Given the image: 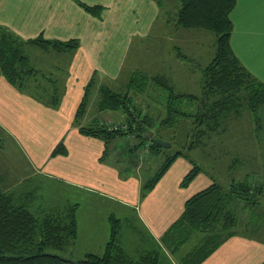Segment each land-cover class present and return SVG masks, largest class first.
Wrapping results in <instances>:
<instances>
[{
    "label": "crops",
    "instance_id": "obj_1",
    "mask_svg": "<svg viewBox=\"0 0 264 264\" xmlns=\"http://www.w3.org/2000/svg\"><path fill=\"white\" fill-rule=\"evenodd\" d=\"M82 1L101 4L105 7L106 14L102 18L93 16L75 0H42V11H38L39 7L35 8L36 11L30 7H12L14 0H0V26H7L23 38L42 34L46 38L60 41L72 38L79 40L78 47L44 49L30 44V49L37 55L35 60L29 56L30 63L38 71V75L29 79L24 90L0 74V134L3 133L12 145H17L23 155V162L20 164L19 160L17 162L9 158L0 149V161L7 159L4 168H0V189L9 191L20 204L33 206L44 214L57 215L64 213L74 203L80 205V202L66 196L64 209L58 203L41 197V186L37 183L24 186L26 181L38 176L58 182L59 186L54 187L55 190L61 188L77 193L96 192L102 198L107 197L113 204L123 205V220L126 219L132 228L134 224L131 222V215L134 213L157 244L181 216L188 198L214 181L220 182L216 170L206 159V169L199 167V173L190 184L182 186V180L196 163L190 157L180 155L156 185L144 194V185L156 175L164 162L163 158L160 157L156 163L152 162L154 168L146 169L147 173L155 171L148 178L147 173L139 171L140 165L136 167V174L125 173L114 160L103 156L105 141L102 137L80 131V126L89 125L98 119L110 123L115 121L112 118L115 116H123L125 119L123 110H120L123 113L113 116L109 109L100 111L97 101V112L91 118L88 114L89 104L83 115L78 117L77 111L90 83L89 92L94 91L92 88L96 86L100 93L102 85L117 91L108 83L116 80L115 86L119 87L126 79L122 80V70L132 48V39L123 40L121 35L105 38L101 35V30L106 20L108 23L111 15L119 14L120 8H123L124 12L129 11L130 22H135L134 15H138L141 23L134 27L141 29L142 25L143 34L147 35L150 25L159 20L158 15L163 9L162 1L167 0H117V5L114 4L115 0ZM175 5L178 10L176 1L172 6ZM231 19L234 24L231 45L235 54L256 78L264 82V0H237ZM168 29L175 31L174 35H177L179 29L183 28L175 22ZM178 51L181 55V51ZM133 71L126 73L127 79ZM125 85L126 82L118 91H124ZM55 96L58 103L54 101ZM137 99L139 98H136L138 102ZM258 116L260 128L256 130L253 123L251 132H255L256 144L261 146L260 154L255 155L256 166L244 178L249 179L248 175L252 173L256 176L252 181L264 186V104L258 107ZM229 131L227 129L226 134ZM239 138L242 140L244 157L239 155L235 158L246 160L253 154L249 152L251 144ZM60 144H63L64 152L61 150L54 153ZM146 151L149 149L146 148L144 152ZM30 172L32 176H28ZM112 213L114 216V212ZM111 215L110 225L105 227L108 234L102 230V238L96 248L84 245L82 221L76 215L79 230L73 245H79L81 255L104 253L111 233ZM85 216L84 221L93 226L92 218H88L87 213ZM200 264H264V239L249 233H237L224 240Z\"/></svg>",
    "mask_w": 264,
    "mask_h": 264
},
{
    "label": "trees",
    "instance_id": "obj_2",
    "mask_svg": "<svg viewBox=\"0 0 264 264\" xmlns=\"http://www.w3.org/2000/svg\"><path fill=\"white\" fill-rule=\"evenodd\" d=\"M85 9L92 7L95 16H101L100 10L82 0H76ZM237 0H177L178 10L176 23L179 27L203 28L216 35V51L213 59L202 69V93H177L174 85L164 75H145L133 71L124 91H116L109 86L102 87L98 100L99 110H123L126 117L118 129H111L116 123L98 119L89 125L80 126L83 134L97 135L105 141L103 156L108 153L109 142L117 136L136 135L143 138L149 151L158 152L162 147L153 138L160 133L162 125L171 123L174 114L173 103L177 99L190 100L192 112L182 113L183 117L192 118L200 127L199 131L206 136L218 129L224 130L221 120L226 113L240 109L246 102L253 112L256 130L260 128L258 107L264 104V82L256 78L240 61L231 45L234 24L231 12ZM36 44L44 49L50 47H78L79 40L72 38L66 41L49 39L44 35L23 38L7 26H0V74L21 90L28 86L31 77L38 71L31 65L26 46ZM93 83V81H92ZM157 86L165 90L164 101H159L166 111V118L160 121L159 129H153V116L143 111L131 94L132 90L145 91L148 87ZM86 93L79 105L77 116L85 113L91 92ZM91 89V88H90ZM140 93V92H138ZM44 96V95H43ZM47 96V95H46ZM54 101L58 103L55 96ZM54 102V103H55ZM160 107V108H162ZM196 109V110H195ZM162 110V109H160ZM206 122V128L203 126ZM166 127V126H165ZM200 132L199 134H204ZM152 134V136H150ZM63 144L58 145L54 153L63 151ZM167 155H171L167 158ZM187 156L182 151L164 154V162L156 175L144 185V194L151 190L168 170L174 160ZM199 170L197 164L186 174L182 186H187L195 178ZM264 194V186L253 184L249 179H233L230 185L214 181L208 187L196 192L185 203L181 216L174 222L163 238L174 237L186 229H209L220 225L224 235L215 241L209 249L210 241L196 247L191 254L184 257L182 264H200L224 240L237 234L239 225L235 206L243 204L258 206V198ZM74 203L62 214H44L40 209L18 203L9 191L0 189V264H161L157 251H147L140 258L128 256L127 251L119 244L121 219L111 217V233L102 255L88 253L80 259H67L60 254L47 252L50 248L63 249L73 245L78 236ZM179 245H183L186 237H179ZM178 245V246H179ZM207 248V249H206Z\"/></svg>",
    "mask_w": 264,
    "mask_h": 264
},
{
    "label": "rangeland",
    "instance_id": "obj_3",
    "mask_svg": "<svg viewBox=\"0 0 264 264\" xmlns=\"http://www.w3.org/2000/svg\"><path fill=\"white\" fill-rule=\"evenodd\" d=\"M135 1L138 2L140 0ZM174 1L177 2V0L162 1L163 9L158 15L159 20L150 25L147 35L143 34L144 29L142 25L141 29L134 27L141 23L138 15H134L136 17L135 22L133 20L130 22L131 15L129 11H127L128 13L124 12L123 8H120L121 12L119 14L111 15L108 23V20H106V24L102 27L101 35L105 38H114L121 35L123 36V40L132 39V48L124 62L122 70V80L126 78L125 82L128 80V74L126 76V73H131L133 70L148 76L161 74L170 80L177 93H195L201 96L202 69L215 55L216 35L212 31L203 28L179 29L178 34L174 35L175 31L172 32L168 29L169 26H173L176 22L177 6H172L174 5ZM114 4H118L117 0L114 1ZM12 7H21L23 9L30 7L33 10L39 7L38 11H42V0H14ZM89 7L90 9L86 8L87 12L95 16L92 7L90 5ZM94 7V11L100 10L101 12L99 18H102L106 14L105 7L101 4H95ZM34 23L37 24V22ZM31 46H26V51L32 60H35L37 55L30 49ZM178 50L181 51V55L178 53ZM115 83L116 80L108 84L118 90L124 84L122 83L117 87ZM151 86L145 91L132 90L131 94L134 100L139 98L137 99L139 101H136L137 104L139 103V107L153 116V129L157 131L160 121L165 119L167 115L162 107L163 105L158 103L159 101H164L166 93L161 87ZM102 87L104 86L102 85ZM47 89L52 91L50 86H47ZM92 89L94 91L90 93L88 98L89 118L97 112L96 105L100 97V93L97 92L98 87L95 86ZM173 109L175 112L171 116V123L169 125H162V128L159 129L160 133L157 136L172 142L171 147L162 146L156 148L159 150L158 152H144L147 146L142 144V137L136 135L128 137L126 134H122L109 142L108 153L106 154L107 158L109 157V160H114L125 173L132 172V174H136V167L140 165L139 171L142 174H146V169L155 167L152 165V162H158L160 157L163 158V161L166 159L164 157L166 152L172 154L176 151H182V153L193 159L199 167L205 169L206 159H208L212 164V168L216 170L219 181L225 185H230L233 179H245L244 175L251 168L254 169V166H256L255 155L258 156L260 154L261 146L259 143L256 144L255 132H251V127H253V123L255 122H253L254 114L248 108L246 102L241 105L239 110L224 114L221 120L222 126H225L224 130L220 131L218 129L212 131L207 136L206 132L199 131L200 127L194 123L192 118H185L182 115L185 112H192L193 104L190 100L177 99L173 103ZM108 111L113 112V116L120 114V112L123 113L120 110ZM112 118L115 120L113 123H118V125L124 120L123 116ZM105 120L108 119L105 118ZM203 126L206 128V122ZM227 129L230 130L228 134H226ZM200 132H204V134L201 135L199 134ZM239 137L251 144L252 149L249 152L253 154L249 155L246 160L235 158L239 155L244 157L242 140ZM0 146V149H3L9 158L17 162L19 160L20 164L23 162V155L18 146L12 145L3 133L0 134ZM169 156L171 155H167V158ZM24 162L26 163L25 159ZM5 164H7L6 158L0 161V168H4L3 165ZM154 172L147 173L146 177L148 178ZM30 175L31 172L28 176ZM255 177L252 173L248 175L249 180L253 184H256L252 181ZM35 183L41 186L39 191L41 197L43 196L47 200L58 203L60 207H63L66 196L70 200L80 202V205H76V215L82 221V233L85 236L84 245L97 247L102 238V230L106 235L108 234L105 227H109L110 225L109 218L113 214L112 212H114L115 217L122 220L123 229L119 233V244L124 247L129 257L133 256L136 259L140 258L142 253L153 250L158 252L161 264H171L170 262L172 264H182L184 257L191 254L196 247L201 246L205 241L206 244L210 241V245L208 246L210 249L215 241L224 235V231L220 225L209 229H186L181 235L182 237H186L183 245L177 243V241H180L179 237H181L178 235L179 231L174 234V237L162 238L158 242L159 244H156L134 213L131 215V222L134 224L133 228L127 224L126 219L123 220V205L113 204L107 197L104 196L102 198L96 192L77 193L61 188L55 190L54 187L59 186L58 182L44 180L38 176H33L31 180L26 181L24 186ZM258 200V206L252 207V204L249 205L250 208H243V204L235 206L239 219V225L236 230L239 234L249 233L251 236L264 239V195H261ZM86 213L88 218H92L93 226L84 221L86 220ZM77 226L79 230L78 222ZM46 251L60 254L67 259H80L84 256L79 252V245H69L63 249L50 248Z\"/></svg>",
    "mask_w": 264,
    "mask_h": 264
},
{
    "label": "water",
    "instance_id": "obj_4",
    "mask_svg": "<svg viewBox=\"0 0 264 264\" xmlns=\"http://www.w3.org/2000/svg\"><path fill=\"white\" fill-rule=\"evenodd\" d=\"M153 140L163 147H171V145H172V142H170L168 140H164V139L159 138V137H154Z\"/></svg>",
    "mask_w": 264,
    "mask_h": 264
},
{
    "label": "built area",
    "instance_id": "obj_5",
    "mask_svg": "<svg viewBox=\"0 0 264 264\" xmlns=\"http://www.w3.org/2000/svg\"><path fill=\"white\" fill-rule=\"evenodd\" d=\"M111 129H118L117 124H114V126H112Z\"/></svg>",
    "mask_w": 264,
    "mask_h": 264
}]
</instances>
